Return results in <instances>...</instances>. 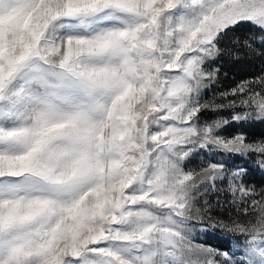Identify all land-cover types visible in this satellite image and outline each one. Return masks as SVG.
I'll return each mask as SVG.
<instances>
[{
	"label": "snow or ice",
	"instance_id": "snow-or-ice-1",
	"mask_svg": "<svg viewBox=\"0 0 264 264\" xmlns=\"http://www.w3.org/2000/svg\"><path fill=\"white\" fill-rule=\"evenodd\" d=\"M228 58L264 0H0V264H264V68Z\"/></svg>",
	"mask_w": 264,
	"mask_h": 264
},
{
	"label": "trees",
	"instance_id": "trees-1",
	"mask_svg": "<svg viewBox=\"0 0 264 264\" xmlns=\"http://www.w3.org/2000/svg\"><path fill=\"white\" fill-rule=\"evenodd\" d=\"M226 74L221 87L232 85L233 82H238L242 79L251 78L254 73H259L264 68V63L259 60H250L241 58L239 62H234L232 58L222 60L218 65Z\"/></svg>",
	"mask_w": 264,
	"mask_h": 264
},
{
	"label": "rangeland",
	"instance_id": "rangeland-1",
	"mask_svg": "<svg viewBox=\"0 0 264 264\" xmlns=\"http://www.w3.org/2000/svg\"><path fill=\"white\" fill-rule=\"evenodd\" d=\"M210 97H211V92H208L205 98L208 99ZM210 118L214 119L215 117H210ZM256 131L257 132L261 131V129H256ZM192 166L194 167L195 165ZM253 183L256 184L257 186H264V174H260V173L255 174V176L253 177ZM221 199H223V197H221Z\"/></svg>",
	"mask_w": 264,
	"mask_h": 264
}]
</instances>
